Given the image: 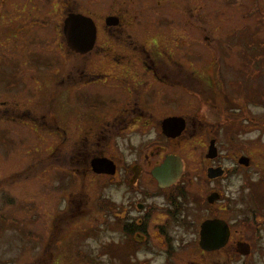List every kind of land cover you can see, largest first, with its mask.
<instances>
[{
  "label": "rangeland",
  "instance_id": "obj_1",
  "mask_svg": "<svg viewBox=\"0 0 264 264\" xmlns=\"http://www.w3.org/2000/svg\"><path fill=\"white\" fill-rule=\"evenodd\" d=\"M3 3L1 0L0 7ZM137 3L123 0V6L130 9ZM141 6L151 13L150 18L165 15L173 22L165 32L170 37L175 33L176 61L192 73L207 67L199 76L193 74L190 103L176 108L177 115L188 121L180 148L163 144L161 148V153L177 152L185 160L183 181L193 198L185 218L196 226L184 227L155 212L151 213L146 242L134 241L135 229L128 226L125 230V220L111 205L116 204L117 210L124 206L131 218L141 215L130 207L138 200L152 206L167 204L150 172L158 160L143 156H152L150 148L135 149L153 139L139 135L114 139L124 162L137 159L149 167L135 188L120 183L119 176L112 182L110 176L84 171L86 167H79L73 158L72 89L56 98L59 104L45 101L59 88L57 83L69 79L73 56L56 58L51 56L57 51L53 43H34L35 37L43 39L42 27L21 26L19 37H10L9 28L0 27V264H168L157 232V224L166 222L177 247V261L182 264H264V0H142ZM48 13L56 17L52 9ZM185 37L193 55L204 56L203 66L193 57H182L185 50L178 44ZM58 69L43 94V84L37 83L32 71L44 76ZM219 99L220 107L216 104ZM14 114L23 117L16 120ZM42 115L51 127L60 128L55 131L43 123V133H35L33 119ZM214 132L223 152L222 166L235 167L237 162L230 153L238 151L252 157L250 171L237 168V173L230 171L223 180L209 182L203 155ZM214 187H221L230 202L222 219L231 225L233 245L220 252L203 253L198 246L197 225L199 228L201 217L208 216L202 201ZM251 189L258 200L252 206ZM227 202L220 203L226 206ZM105 203L107 209H103ZM259 203L260 226L253 216V208ZM240 239L251 245L248 256L236 252ZM180 240L186 244L179 246Z\"/></svg>",
  "mask_w": 264,
  "mask_h": 264
},
{
  "label": "flooded vegetation",
  "instance_id": "obj_2",
  "mask_svg": "<svg viewBox=\"0 0 264 264\" xmlns=\"http://www.w3.org/2000/svg\"><path fill=\"white\" fill-rule=\"evenodd\" d=\"M137 1L140 3L133 7L136 11H132L133 9L123 6V0H3L4 3L0 7V16L3 17L0 18V27H8L7 34L10 37L12 34H17V37H19L18 32L20 31L18 28L26 24L35 29L42 27L40 37L43 39H36L38 37H35L34 43L43 41L53 43L57 51L51 56L56 58L69 54L73 56L74 66L72 71L68 73L69 79L63 80L60 84L57 83L59 88L48 94L49 99L46 97L45 101L58 103L56 98L61 97L67 91L66 89H72L71 115L73 116V130L71 133L76 141L73 158L79 167H86L84 171L90 169L95 173L93 161L101 159L105 161L106 167H109V170L114 169V172L95 174L110 176L112 182H115L114 178L119 176L120 183H125L133 188L137 187L140 175L143 174L145 167H149L147 165L144 167L141 164L142 162L137 159L130 163L124 162V158L119 151L120 146L114 139H121L125 135L129 138L139 135L140 137L146 136L149 140L153 139L144 145L135 147L137 151L142 146L147 147V149L150 148L152 156L149 154L143 156L148 160H151V158L152 160H158L150 170L153 178V171L160 167L169 156L177 157L182 162V173L172 183L162 186L156 178L153 179L159 194L167 199V204L158 203L152 206L138 200L130 207L136 208L141 215H132L131 218H129V210L127 211L124 206L118 208L119 210H115L119 212L118 215H121L119 217L125 220V230L128 229V226L135 229L133 239L142 244L146 242L149 236L148 223L151 213L157 212L166 215L169 220L184 227L193 228L196 226L195 222H188L185 218L187 205L193 199L183 181L186 170L185 160L177 152L161 153V148H164L163 145L173 149L180 148L178 146L180 144L179 140L187 130L188 121L185 117L177 115L176 108L190 103L191 91L193 90L192 81L195 78L193 74H201L206 71L207 67L195 69L192 73L183 64L176 61L174 56L176 53L175 33L173 32L174 36L170 37L165 32L167 28L173 26V22H170V19L166 18L165 15L160 19L150 18L152 17L151 13L149 14V11L141 6L142 0ZM7 2H12L10 7H6ZM128 3L132 4L130 1ZM58 4H62L60 8H58ZM50 9L55 11L56 17H51L48 13ZM71 15L83 16L90 20V32L87 41L91 42L92 45L89 51L84 54L69 47L68 38L65 34V23ZM179 37L182 36L179 35ZM187 38L185 37V41L178 44V47L182 46L185 50L182 57L186 58L187 56L190 60L193 57V59L202 62L204 56L197 54V57H195L193 55L191 44L186 42ZM23 48L24 46H22ZM22 54L25 55L23 51ZM176 64L181 66L178 68ZM32 72L36 74L33 78L36 79L37 83L40 81L43 84L44 94L47 91V82L60 71L59 69L49 71L44 76L43 73H38V71ZM218 72L215 71L216 74ZM205 74H202L199 78H202ZM20 75L23 76L22 73ZM214 78L216 77L214 76ZM62 85H70L71 88L61 87ZM181 90L183 91L182 95L180 94ZM13 116L16 120L23 117H18L16 114ZM173 117L184 120V129L176 137L174 135L169 136L163 131V122ZM22 120L24 121V119ZM33 121L37 126V130L34 131L38 134L43 133V123L49 126L50 129H55V131L60 128L58 126L51 127L49 122L43 120V115L36 117ZM160 137L162 143H160ZM216 138L217 134L214 132L213 138L203 155L204 164H207V179H209V182L223 180L230 171L236 172L237 168L251 170L254 164L252 157L250 158L238 151L230 153L234 156V161L237 162L234 165L235 167H230V169L223 167V163H221L223 152L220 145L217 144ZM82 139L84 140L81 141ZM212 141H214L213 150L215 148L214 152L216 153L214 157H208ZM81 143H87L88 145L83 147ZM242 159H246L248 165L243 164L245 160L241 162ZM209 169H221L223 175L210 178L208 176ZM215 194L219 198L211 203L209 197ZM249 197L251 206L253 202H258L255 190L251 189L249 191ZM198 200H200L199 197ZM222 201L227 202L221 187H214L209 190L207 200L202 201V205L207 206L208 216L203 217V220L201 217V221L198 223L199 228L197 225L198 246L200 249H202L200 246L202 223L213 219L224 220L222 219V213L225 211L224 209L229 207L230 202H227L226 207L220 203ZM259 207L260 203L258 207L253 208V216L256 217V222L260 226L263 220L260 218ZM194 212L193 216L195 217L197 210H194ZM247 219H250V217ZM168 223L157 224V232L161 235L158 234V236L162 241L161 247H159L169 258L168 264H182L177 261V247L174 245L175 240L169 235ZM227 224L230 228V238L227 245L210 252L202 249L203 253L220 252L229 245H233L232 228L229 223ZM241 242L249 244L240 239L236 242V252H238V244ZM185 244L184 240H180L179 246Z\"/></svg>",
  "mask_w": 264,
  "mask_h": 264
},
{
  "label": "water",
  "instance_id": "obj_3",
  "mask_svg": "<svg viewBox=\"0 0 264 264\" xmlns=\"http://www.w3.org/2000/svg\"><path fill=\"white\" fill-rule=\"evenodd\" d=\"M89 19L83 16L71 15L65 23V34L68 38L69 47L79 53H86L89 51L92 43L87 41V36L90 32ZM184 120L182 118L173 117L166 119L163 122V131L165 134L175 137L180 135L184 129ZM172 132V134H171ZM214 141L211 142V150L208 157H214L213 150ZM245 160V161H243ZM243 164L248 165L246 159H242ZM94 171L96 173H113L114 169L109 170L106 167L105 161L96 159L93 161ZM182 173V162L179 158L169 156L165 162L153 171V176L160 184L168 185L174 180H177ZM221 169H209L208 176L215 178L222 176ZM219 196L217 194L209 197V201L214 203ZM230 238L229 225L224 220L213 219L202 223L200 230V246L205 251H214L225 247ZM238 252L242 255H249L251 252L250 245L244 242L238 244Z\"/></svg>",
  "mask_w": 264,
  "mask_h": 264
},
{
  "label": "trees",
  "instance_id": "obj_4",
  "mask_svg": "<svg viewBox=\"0 0 264 264\" xmlns=\"http://www.w3.org/2000/svg\"><path fill=\"white\" fill-rule=\"evenodd\" d=\"M216 104H219V106L218 107H220V104H222V101H221V99H219L217 102H216ZM225 106V105H224ZM232 115V117H235V115H233V114H231ZM107 201V199L105 200V202ZM111 206H113V207H115V208H113L114 209V211L115 210H117V208H116V204H112ZM103 209H107V207H106V203H105V206L103 205ZM118 211H115L114 213H117ZM115 217H118V216H115ZM119 218V217H118Z\"/></svg>",
  "mask_w": 264,
  "mask_h": 264
}]
</instances>
